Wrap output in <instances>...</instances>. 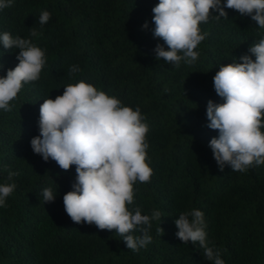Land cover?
Instances as JSON below:
<instances>
[{
    "label": "trees",
    "instance_id": "1",
    "mask_svg": "<svg viewBox=\"0 0 264 264\" xmlns=\"http://www.w3.org/2000/svg\"><path fill=\"white\" fill-rule=\"evenodd\" d=\"M158 3L13 0L11 7L0 10V33L31 39L46 56L39 79L23 83L9 102L11 111L0 109V184H16L6 206L0 207V264H211L198 243L184 244L176 236L175 220L192 209L204 213L209 246L225 264H264V165L245 172L226 165L221 171L210 148L219 133L207 126L206 115L209 100L224 102L213 80L221 65L251 56L249 49L264 38V29L250 16L225 8L227 19L200 23L207 36L197 46L198 59L177 68L156 59L158 44L167 50L152 31V9ZM43 11L51 17L41 27ZM33 27L42 34L31 37ZM18 53L0 44V76L17 66ZM72 66L79 71L70 74ZM80 81L123 106L139 107L142 123L148 125L145 142L152 175L149 182L133 184L134 203L128 207H140L142 215L151 216L153 210L162 215L152 220V240L139 251L128 249L115 229L74 223L63 196L73 190L76 165L63 170L31 147L40 134V105ZM9 171L18 175L9 180ZM49 187L56 195L50 203L42 195ZM160 226L163 232L157 231Z\"/></svg>",
    "mask_w": 264,
    "mask_h": 264
},
{
    "label": "clouds",
    "instance_id": "2",
    "mask_svg": "<svg viewBox=\"0 0 264 264\" xmlns=\"http://www.w3.org/2000/svg\"><path fill=\"white\" fill-rule=\"evenodd\" d=\"M13 5V0H0V10ZM225 8L234 9L264 29V0H159L152 9L153 36L167 45L158 44L157 60L179 67L191 65L199 56L197 46L206 38L200 23L210 18H228ZM214 13H219L215 15ZM51 17L43 11L38 17L42 27ZM143 27H149L146 22ZM35 27L31 37L41 35ZM5 50L19 49L14 69L0 76V109L11 111L10 101L17 97L23 83L37 81L46 63L45 51L31 39L9 32L0 33ZM243 55L242 62L221 65L214 76V89L223 99L207 104L208 127L218 130L210 141L214 159L223 171L245 172L250 167L264 165V38ZM255 56V60L252 59ZM4 65L0 63V69ZM79 71L70 68V74ZM140 108L123 106L116 97L80 81L64 87L63 95L45 99L40 105L39 135L32 138L31 147L44 161H55L63 170L76 165L73 190L63 196L65 211L74 223L95 224L100 230H116L128 249L139 251L152 240L149 232L152 220H160L161 212L142 215L140 207L129 210L134 203L133 184L149 182L152 169L147 162L145 142L148 125L142 123ZM16 172L9 171V180ZM15 183L0 184V207L13 193ZM44 202H54L56 195L43 189ZM176 236L187 244H199L204 258L211 264H225L218 250L209 246L204 213L198 209L181 213L175 220ZM139 231L142 235H133ZM158 232H163L160 226Z\"/></svg>",
    "mask_w": 264,
    "mask_h": 264
}]
</instances>
